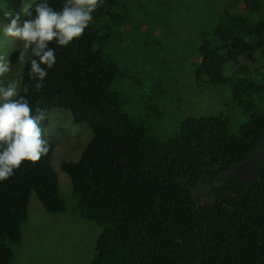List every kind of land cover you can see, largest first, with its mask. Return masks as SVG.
I'll list each match as a JSON object with an SVG mask.
<instances>
[{
  "label": "trees",
  "instance_id": "16d2710c",
  "mask_svg": "<svg viewBox=\"0 0 264 264\" xmlns=\"http://www.w3.org/2000/svg\"><path fill=\"white\" fill-rule=\"evenodd\" d=\"M11 2L13 11L0 10V21L8 23L21 13L20 0ZM63 2L48 0L57 10ZM236 2L244 11H221L216 25L203 33L194 62L197 83L229 84L231 100L241 101L238 108L248 120L236 132L227 117L215 114L185 118L173 136L162 140L146 125L161 103L155 91V97L148 96L153 104L145 105L143 118L122 110L120 94L111 90L120 74L118 60L106 52L115 37L105 20L116 27L123 21L114 11L115 0H100L92 22L69 45L58 47L53 41L49 46L55 49L56 63L42 91L21 92L33 114L36 107L46 112L43 129L50 112L62 109L92 134L79 161L60 163L78 200L77 213L101 229L88 264H264V168L257 180L229 177L219 186L216 163L211 162L241 164L258 144L260 131L253 127L264 120L262 67L236 79L222 72L221 58L230 60L235 50L246 52L264 43V18L257 16L262 0ZM17 56L13 53V62ZM29 69L26 63L21 85L32 83ZM49 144L35 165L24 162L0 182V264L14 263L32 193L48 214L65 212L49 163ZM206 189L233 195L226 202L214 196L207 209L199 210L195 193Z\"/></svg>",
  "mask_w": 264,
  "mask_h": 264
},
{
  "label": "rangeland",
  "instance_id": "374dc122",
  "mask_svg": "<svg viewBox=\"0 0 264 264\" xmlns=\"http://www.w3.org/2000/svg\"><path fill=\"white\" fill-rule=\"evenodd\" d=\"M41 0H31V3ZM114 11L123 19L119 27L108 19L115 40L106 52L118 60L120 74L111 90L120 94L122 110L143 118L145 105L153 104L148 96L161 98L146 125L162 140L173 136L180 122L188 117L223 114L231 132L245 124L248 116L231 100L229 84L196 82V50L204 32L210 31L224 9L243 12L236 0H115ZM22 6L29 0H20ZM0 10L11 13V0H0ZM258 17L264 18V0ZM7 22L0 21V26ZM18 41L0 34V55L7 54L11 71L0 76V86L21 81L26 63L18 60ZM18 56L12 61L13 53ZM225 63L223 76L240 77L234 63ZM256 64L255 66L260 65ZM210 79H214L211 76ZM209 80V79H208ZM92 137L90 130L72 121L69 111L53 109L44 138L52 143L50 166L57 178V195L65 212L48 214L34 193L28 202L27 219L22 225V243L14 249L12 264H88L95 256V243L100 227L83 219L78 200L73 196L68 176L61 161L77 162ZM199 201V205L203 206Z\"/></svg>",
  "mask_w": 264,
  "mask_h": 264
},
{
  "label": "clouds",
  "instance_id": "9594fccd",
  "mask_svg": "<svg viewBox=\"0 0 264 264\" xmlns=\"http://www.w3.org/2000/svg\"><path fill=\"white\" fill-rule=\"evenodd\" d=\"M100 0H64L59 10L50 7L48 0L22 6L21 13L11 16L0 34L20 44L18 60L30 64L31 84L21 85L13 80L0 86V182L8 180L24 162L35 165L50 149L41 127L46 112L33 108L25 95L29 90L42 91L43 81L56 63L55 41L58 47L69 45L81 37L93 20ZM25 19L21 22L20 16ZM7 54L0 55V76L11 71Z\"/></svg>",
  "mask_w": 264,
  "mask_h": 264
},
{
  "label": "flooded vegetation",
  "instance_id": "af4514ba",
  "mask_svg": "<svg viewBox=\"0 0 264 264\" xmlns=\"http://www.w3.org/2000/svg\"><path fill=\"white\" fill-rule=\"evenodd\" d=\"M232 47H235L234 44H232ZM230 61L231 63H234L235 67L237 68V73L240 74V77L243 76V73H248L250 70L256 73L257 67L259 68V66L262 67V71L264 72V43H255L251 46V50L246 52L235 50L234 55L230 58ZM259 63L261 64L255 66ZM234 79H236V77ZM240 103L241 101H238L237 103L234 102L237 107ZM240 127L243 126L241 125ZM253 128L257 131H260L258 144L257 147L248 155V157L241 164L234 167H227L220 165L214 160H211L212 163H216L214 167L217 172V184H219V186L223 185L225 180H227L229 177H232V174H237L242 177H250L254 175L256 165H259L257 179L260 176L262 169L264 168V120L261 122V124H258ZM232 195L233 192L230 190H227L225 195L220 194V192L218 191L213 192V190L209 189L199 190L195 193V204L197 205V208L199 210H204L207 209L208 206L213 203L214 196L221 202H226ZM199 201L204 203L203 206L199 205Z\"/></svg>",
  "mask_w": 264,
  "mask_h": 264
},
{
  "label": "water",
  "instance_id": "95a60500",
  "mask_svg": "<svg viewBox=\"0 0 264 264\" xmlns=\"http://www.w3.org/2000/svg\"><path fill=\"white\" fill-rule=\"evenodd\" d=\"M258 172H259V165H256L255 174L254 175H252L250 177H242V176H239L237 174H232V178L237 179L239 181L251 182V181L257 180ZM159 207L162 208V205H160Z\"/></svg>",
  "mask_w": 264,
  "mask_h": 264
}]
</instances>
